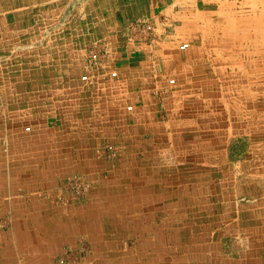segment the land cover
<instances>
[{
    "label": "crops",
    "instance_id": "obj_1",
    "mask_svg": "<svg viewBox=\"0 0 264 264\" xmlns=\"http://www.w3.org/2000/svg\"><path fill=\"white\" fill-rule=\"evenodd\" d=\"M68 251L264 264V0H0V264Z\"/></svg>",
    "mask_w": 264,
    "mask_h": 264
},
{
    "label": "built area",
    "instance_id": "obj_2",
    "mask_svg": "<svg viewBox=\"0 0 264 264\" xmlns=\"http://www.w3.org/2000/svg\"><path fill=\"white\" fill-rule=\"evenodd\" d=\"M210 1H218V0H210ZM131 28H134L137 32L143 34V35H149V33H151L152 31V24L147 22V21H143V20H136L133 21L131 23ZM188 45V43H184L182 44V48L186 47ZM100 58V51L98 49L93 50L90 53L89 59L90 62H95ZM117 73L116 71L112 72V75L115 76ZM83 78H86V76H83ZM171 81H174L173 79ZM131 108V107H129ZM73 251H68L66 252L64 255H62L59 258V262L60 263H71L70 259L72 258L71 254H73ZM76 258V257H75ZM77 259V258H76ZM77 260H73V263L76 264ZM72 264V263H71Z\"/></svg>",
    "mask_w": 264,
    "mask_h": 264
},
{
    "label": "rangeland",
    "instance_id": "obj_3",
    "mask_svg": "<svg viewBox=\"0 0 264 264\" xmlns=\"http://www.w3.org/2000/svg\"><path fill=\"white\" fill-rule=\"evenodd\" d=\"M171 80H172V78L169 80L170 83H174V82H175V81H171ZM173 80H174V79H173ZM83 189H84V188H82V190H81V189H80V190H81V191H84ZM64 254H65V253H64ZM64 254H63V255H64ZM76 255H77V253H75V252H74L73 254H71L72 258L70 259V262H71L72 264H74V263H73V260H77V259L75 258ZM60 257H61V256H60ZM60 257H59V258H60ZM59 258H58V260H59ZM71 263H70V264H71ZM62 264H65V263H62Z\"/></svg>",
    "mask_w": 264,
    "mask_h": 264
}]
</instances>
